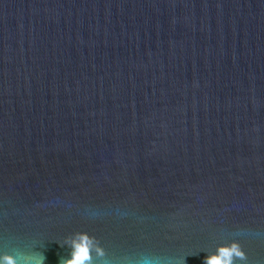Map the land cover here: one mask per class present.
<instances>
[{
  "label": "water",
  "instance_id": "95a60500",
  "mask_svg": "<svg viewBox=\"0 0 264 264\" xmlns=\"http://www.w3.org/2000/svg\"><path fill=\"white\" fill-rule=\"evenodd\" d=\"M77 234L264 264V0H0V255Z\"/></svg>",
  "mask_w": 264,
  "mask_h": 264
},
{
  "label": "clouds",
  "instance_id": "9594fccd",
  "mask_svg": "<svg viewBox=\"0 0 264 264\" xmlns=\"http://www.w3.org/2000/svg\"><path fill=\"white\" fill-rule=\"evenodd\" d=\"M64 246L68 249V254L60 258V264H93L89 256L90 244L86 235H74L65 242ZM96 251L103 256V252L98 249ZM234 257L244 259V253L235 243L230 247L218 248L215 253L206 254L203 264H234ZM44 261L45 256L42 253L18 252L14 255H0V264H44Z\"/></svg>",
  "mask_w": 264,
  "mask_h": 264
}]
</instances>
